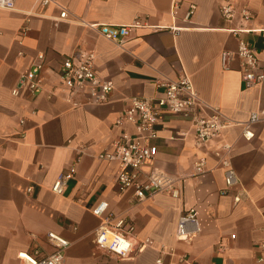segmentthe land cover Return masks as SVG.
<instances>
[{
	"label": "crops",
	"instance_id": "1",
	"mask_svg": "<svg viewBox=\"0 0 264 264\" xmlns=\"http://www.w3.org/2000/svg\"><path fill=\"white\" fill-rule=\"evenodd\" d=\"M58 1L69 13L64 20L53 6L41 7L37 0H16L13 10L0 9V264H19V252H51L48 233L70 243L63 264H180L179 256L199 264H264V123L253 126L251 141L235 127L211 144L225 141L233 147L231 165L239 187L227 195L220 193L223 173L212 155L207 173L196 175L195 161L208 150L194 146L190 122L181 117H163L153 142L155 160L145 169L174 179L179 199L158 193L136 204L132 190L117 191L115 164L96 159L122 134H134L131 124H116L127 100L155 98L159 82L183 72L200 98L229 120L243 122L264 110V84L245 88L235 55L242 39L264 66V0H237V8L251 14L244 24L250 31L238 37L228 31L240 26L238 16L228 24L219 15L226 0ZM191 5L195 9L184 22ZM135 18L145 27L122 48L91 27L126 25ZM222 52L230 54L226 68ZM39 53L45 56V92L52 89L56 96L32 97L25 90L13 96L21 73ZM83 53L93 55L95 76L113 84L104 104L90 103L82 92L69 95L59 86L62 59ZM72 164L74 178L55 195L54 181ZM236 194L241 195L238 203ZM102 202L107 213L132 225L137 243L147 239L151 245L122 261L95 247L100 219L93 209ZM188 209L196 210L200 232L190 242H179L176 222Z\"/></svg>",
	"mask_w": 264,
	"mask_h": 264
},
{
	"label": "built area",
	"instance_id": "2",
	"mask_svg": "<svg viewBox=\"0 0 264 264\" xmlns=\"http://www.w3.org/2000/svg\"><path fill=\"white\" fill-rule=\"evenodd\" d=\"M16 0H0V9L13 10ZM106 1V0H100ZM39 6H53L58 11V19L64 20L68 17V10L58 0H37ZM178 5L173 2L171 16L175 18ZM191 5L183 17L186 22L194 11ZM221 19L228 24L238 16L240 26L230 28L234 36L250 30L244 24L251 20L250 12L245 8H237V0H226L219 6ZM97 28L98 34L104 39L122 48L133 33L145 24L139 18L132 23L121 26H110L106 24L91 25ZM26 29L21 30L25 34ZM228 52H222L221 63L226 68L229 58ZM239 61L241 80L245 88L251 89L264 84V66L256 56L253 47L242 39L237 41L235 53ZM45 65V56L39 53L30 68L24 70L18 81V85L11 94L18 97L25 90L32 97L46 93L47 99L56 96L54 90L45 92V84L41 72ZM59 86L74 95L78 92L85 93L88 101L92 104H104L108 101L113 90L110 81L99 80L94 74L93 55L76 54L66 56L62 59L57 72ZM161 93L155 98L132 97L127 100L116 124L128 123L134 126V134L124 133L113 143L110 150L103 151L96 156L99 161L114 163L116 166L115 182L117 191L123 193L127 190L133 191V199L140 204L158 193H166L174 199L181 196L176 181L164 173L155 170L149 173L145 171L147 166L155 160L157 149L153 142L158 138L157 126L165 116L181 117L190 122L194 135V146L208 153L200 155L194 164L197 176L207 173V156L212 155L221 168L224 179V188L221 195H227L230 191L239 187V180L231 165L232 144L222 141L218 146L211 148V144L221 140L225 130L239 127L241 137L245 141L254 138L253 126L264 123V110L253 112L243 122L229 120L217 109L203 101L190 80L184 72L174 80H165L158 83ZM23 122V121H22ZM21 122V123H22ZM76 173L75 165H70L64 172L60 173L54 181L51 191L55 195H61L66 183L73 179ZM31 187L26 189L30 193ZM241 199L240 194L233 197L234 203ZM107 203H100L93 209V214L100 219V225L94 233L92 244L118 260H129L135 253H139L145 247L151 245L149 240L137 243L132 235V225L123 218L115 217L107 213ZM200 232L197 212L194 209L182 211L179 215L174 237L179 242H190ZM47 241L51 245V252L44 254L38 250L31 253L19 252L17 259L19 264H63L65 252L70 243L54 233H48ZM264 249V244L260 246ZM262 260V259H260ZM180 264H199L186 256H179Z\"/></svg>",
	"mask_w": 264,
	"mask_h": 264
}]
</instances>
